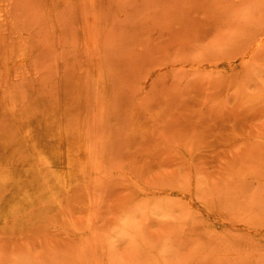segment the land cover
<instances>
[{
    "label": "rangeland",
    "instance_id": "rangeland-1",
    "mask_svg": "<svg viewBox=\"0 0 264 264\" xmlns=\"http://www.w3.org/2000/svg\"><path fill=\"white\" fill-rule=\"evenodd\" d=\"M89 1L0 0L1 169L48 194L26 131L90 162L0 264H264V0Z\"/></svg>",
    "mask_w": 264,
    "mask_h": 264
},
{
    "label": "bare ground",
    "instance_id": "bare-ground-1",
    "mask_svg": "<svg viewBox=\"0 0 264 264\" xmlns=\"http://www.w3.org/2000/svg\"><path fill=\"white\" fill-rule=\"evenodd\" d=\"M83 1L88 2L89 0ZM1 22L3 20L0 16V24ZM26 135L34 150V157L44 161L53 170L51 181L47 180L46 182L48 194L43 196L38 193L35 182L31 177L25 176L21 180L19 173L12 169H1L0 165V192L7 185H12L14 189V193L9 196L7 201L0 203V219L28 208L40 198L53 195L59 187L73 178L76 170L84 171L90 163L89 152H87L88 148H86L85 143L75 142L66 134L59 135L53 145H48L47 140L49 137L46 133L31 134L30 131H26Z\"/></svg>",
    "mask_w": 264,
    "mask_h": 264
}]
</instances>
